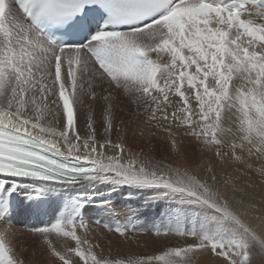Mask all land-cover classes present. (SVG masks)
I'll use <instances>...</instances> for the list:
<instances>
[{
	"label": "snow or ice",
	"instance_id": "6c2138e0",
	"mask_svg": "<svg viewBox=\"0 0 264 264\" xmlns=\"http://www.w3.org/2000/svg\"><path fill=\"white\" fill-rule=\"evenodd\" d=\"M255 172L264 177V0H0V264H25L9 224L21 192L37 213L60 202L31 229L55 264H193L209 251L256 264ZM97 185L154 194L166 202L155 236L194 242L97 253L79 192ZM108 228L137 231L131 219ZM53 233L75 246L58 250Z\"/></svg>",
	"mask_w": 264,
	"mask_h": 264
},
{
	"label": "bare ground",
	"instance_id": "6f19581e",
	"mask_svg": "<svg viewBox=\"0 0 264 264\" xmlns=\"http://www.w3.org/2000/svg\"><path fill=\"white\" fill-rule=\"evenodd\" d=\"M256 167L258 168L259 165L257 164ZM247 182L252 184V187L247 189V191L251 193V197L253 198L252 202L254 203V205L260 204L264 206V177H261L258 172L250 173L248 175ZM79 192L82 196H87V200L85 201V206L82 211V216H84L86 212L85 210L92 211L94 209L98 211V213H104L105 215H102L101 219L102 220H104V218H106V220L110 219L109 222L111 221L112 222L111 225L113 226V224L116 221L119 222L120 224L121 223L125 224L133 213L140 212L141 210L146 211V210H149L150 206H155L156 208H158L157 212L159 215L158 219L156 220L157 224L155 223V225H151L149 223V220L148 222L140 220L139 222L140 225L136 223L137 232L142 233V234H148L147 232H149V230L146 229V226H148L149 229L152 230L154 226H159L163 222V213L165 211L166 202L158 201L157 199H155L154 194L152 193L130 190L127 187L118 188L116 189V191H112L110 185H97L95 187L85 186L84 188L80 189ZM72 194L75 195L76 192L74 191ZM257 199H259L260 201L259 200L257 201ZM59 204H60L59 201L52 202L50 205H46L45 209L42 212H39L37 213V215H34L33 210L28 206V202L24 198V193L21 192L19 196L17 197L15 206H16V211L18 212V215L20 217L18 218L17 223L15 225L11 224V226L14 228L15 233H16L14 242L16 244L17 253L20 256V258L24 260V262L25 260H27V262H29L30 264L34 263L36 260L40 259V256H41L40 252H42L44 249H47V248L44 242L39 247V245L41 244V241L39 242L38 240V242L35 244L36 241L32 240L33 238L31 239V235L23 233L20 229L24 227H28L29 229L30 228L32 229L34 225L37 224L38 222L40 221L43 222L45 220L56 217V215L59 214V208H58ZM109 211L114 212L116 214V218L111 217V216L109 217V215H106L107 212ZM30 213L32 214L30 215ZM252 216L254 217L255 215L252 214ZM29 220H32V222L31 223L28 222ZM132 221L136 222L134 221V219H132ZM138 221L139 219L137 220V222ZM25 223H26V226H24ZM38 226H41V225H38ZM39 236L40 237H38V239L43 240L42 236L41 235ZM51 237L52 236L50 235L49 239H51L54 245L59 250H61L62 247H60L58 244H55L56 240L52 239ZM167 237L168 236L162 235L160 237H157V239L156 238L152 239L150 242L143 243L141 246H137L135 248H128V247L125 248L126 246H130V245L115 247L114 244L111 243V245H109L107 249L102 248V250L104 252L103 254L105 255L107 254V256L112 255L110 256L111 258L126 257L125 255L127 256L128 255H143L145 254L143 253L144 251L148 252L146 255H150L152 254V252L154 254L155 252L154 250H159V251L164 250L170 245H172L170 243H173V242H167ZM88 239L91 240V230H88ZM67 243H69V241ZM116 243L118 244L119 242H116ZM24 246H26V250H24L26 252L21 251V248H23ZM175 246L176 245L173 243V246L171 247H175ZM96 249H97V252L100 253V250L98 248ZM159 251L157 252L159 253ZM263 263H264V258H263ZM193 264H223V260L219 259L218 257H215L212 254L205 253L200 260H197L196 255H194Z\"/></svg>",
	"mask_w": 264,
	"mask_h": 264
},
{
	"label": "rangeland",
	"instance_id": "374dc122",
	"mask_svg": "<svg viewBox=\"0 0 264 264\" xmlns=\"http://www.w3.org/2000/svg\"><path fill=\"white\" fill-rule=\"evenodd\" d=\"M88 105L85 104L83 108L80 109L79 111V126L80 128H84L85 127V124H86V114L88 112ZM127 108H125V112H118L117 115L118 116H122L124 117L125 120H127ZM93 118L95 120V127H97L101 132H102V127H101V123H102V120H103V114H102V109L100 107L99 104L95 105L94 106V111H93ZM113 140L115 141L116 140V134L114 133L113 134ZM130 139V137H129ZM186 147H185V151L189 154H192L194 152H197V149H196V146L194 144H192L191 142H186ZM190 144V145H189ZM192 145V147H191ZM191 148V149H190ZM193 149V151H192ZM167 153H165L166 155ZM198 158V157H197ZM201 175H203V173H201ZM259 199H257L258 201ZM260 201V200H259ZM21 203V202H20ZM19 203V204H20ZM23 204V203H22ZM21 204V205H22ZM154 204V203H153ZM88 207V206H86ZM255 207L257 209H259L258 212H254L252 213L253 215H264V206L260 205V204H255ZM153 208V209H152ZM166 208V206H165ZM158 208H156L155 206H150L149 207V210H146V211H140V212H137V213H133L129 220L131 219H134V221L136 222H133L132 223H138L141 221H145V222H148L149 220V223L151 225H155V223L157 224L156 220L158 219L159 215H158V212H157ZM31 211V210H29ZM85 214L84 216H82L84 218L85 221L88 222V230H91V240L90 241V244L91 245H99L98 249L101 251L102 248L104 249H107L109 245H111V243L114 244L115 247H121V246H124V245H130V246H126L125 248H135L137 246H141L143 243H147V242H150L152 239H157V236H155L154 232L149 229L148 226H146V229L149 230V232H147L148 234H142V233H139V232H129L128 233V238L125 239V237H122L120 236L118 233H116L114 230L113 231H110L109 228H108V225H111V221L109 222V220H106V218H104V220L101 219V216L102 215H105L104 213H98V211L96 210H90V211H87L85 210ZM148 211V212H147ZM156 211V212H155ZM34 212V215H37V212L33 211ZM112 214H111V213ZM149 213V214H148ZM152 213V214H151ZM32 213H30L31 215ZM146 214V215H145ZM157 214V215H155ZM160 214V213H159ZM106 215H109V217H115L116 218V214L112 211H109L107 212ZM115 215V216H114ZM12 216V220L9 221V224L11 225H15L18 221V218L20 217L18 215V212L14 211V213L11 215ZM142 216V217H141ZM144 217V219H143ZM56 217L54 218H51V219H48V220H45V221H40L38 222L37 224L34 225L33 228H37V227H42V225H46V224H50L51 222H53V220L55 219ZM152 218V219H151ZM139 219V221L137 222V220ZM146 219V220H145ZM117 220V219H116ZM129 220L126 222L128 223ZM108 221V222H107ZM152 221V222H150ZM28 222H32V220H29ZM98 222V223H97ZM154 222V223H153ZM125 223V224H126ZM253 223H255V221L253 220ZM28 224V223H27ZM121 225L123 226L124 223H119V222H115L113 224V228L117 225ZM137 224V225H138ZM38 225H41V226H38ZM140 225V224H139ZM138 225V226H139ZM150 225V226H151ZM24 226H26V223L24 224ZM112 226V225H111ZM21 227V226H20ZM32 228V229H33ZM137 228V226H136ZM23 233H26V234H30L31 235V239L32 240H35V244L38 242L41 241V244L39 245V247L42 245V243L44 242V240L42 239H38V237H40L39 235L40 234H35L33 232H31V228L29 229L28 227H24L22 229H20ZM151 230V231H150ZM77 234L78 235H82L83 234V230H80L78 229L77 231ZM51 238L52 239H55V244H58L60 247H63V245L65 243H67L69 241V243L74 247L75 246V242L74 241H71L70 238H64V237H58L55 233L51 234ZM35 238V239H34ZM37 238V240H36ZM92 242V243H91ZM116 242H119L118 244ZM167 242H173L176 246L175 247H185L187 244H191L193 243V239L191 237H180V236H177L175 234H172L171 236L168 235L167 237ZM173 243H170L172 245H170L169 247L173 246ZM112 247V246H111ZM58 249V248H57ZM19 250V249H18ZM26 250V246H24L23 248H21V251L22 252H26L24 251ZM59 250V249H58ZM96 252H97V249L95 248L94 249ZM117 251V250H116ZM154 254H157L159 250H154ZM19 252V251H18ZM45 252V253H44ZM111 252V251H110ZM115 252V251H114ZM119 252V251H118ZM41 256H40V259L36 260L34 263L32 264H55V260L56 258H53L50 256V253L47 249H44L42 252H40ZM98 253V252H97ZM104 253V252H103ZM145 254L143 255H146L148 252H143ZM205 253H209V254H212L210 251L209 252H197L195 253L194 255H196V258L197 260H200L202 258V256L205 254ZM18 254V253H17ZM48 254V255H46ZM153 254V252H152ZM125 255V254H124ZM213 255V254H212ZM104 256H107V254ZM108 256H112V255H108ZM127 256V255H125ZM216 257V256H215ZM119 258V257H117ZM219 259H222L223 258H220L218 257ZM49 259V260H48ZM256 264H264L263 263V258L260 257V256H257L256 258ZM53 262V263H52ZM25 263L26 264H30L29 262H27V260H25Z\"/></svg>",
	"mask_w": 264,
	"mask_h": 264
}]
</instances>
